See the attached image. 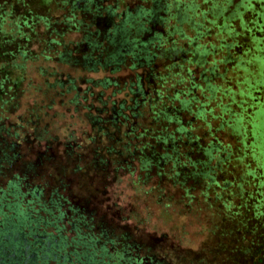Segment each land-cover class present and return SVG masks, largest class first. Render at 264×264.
Returning a JSON list of instances; mask_svg holds the SVG:
<instances>
[{
	"label": "trees",
	"instance_id": "16d2710c",
	"mask_svg": "<svg viewBox=\"0 0 264 264\" xmlns=\"http://www.w3.org/2000/svg\"><path fill=\"white\" fill-rule=\"evenodd\" d=\"M254 1L0 0L7 264H264Z\"/></svg>",
	"mask_w": 264,
	"mask_h": 264
},
{
	"label": "flooded vegetation",
	"instance_id": "af4514ba",
	"mask_svg": "<svg viewBox=\"0 0 264 264\" xmlns=\"http://www.w3.org/2000/svg\"><path fill=\"white\" fill-rule=\"evenodd\" d=\"M254 6L256 5H259V2L256 0L253 2ZM230 11V10H229ZM246 14L242 15V16H245ZM237 16H240V17H237ZM237 19L239 18H243L241 15H237ZM230 29L229 27H227L225 30L223 29L222 31L225 33L227 32V30ZM214 39V41L219 38V35L217 33H214V30L211 31L210 33ZM249 43L253 44L254 42L251 41V39H249ZM214 50H212L211 52H213L214 54H216V51L218 49V45L215 44L214 46ZM251 48H252V45H251ZM255 65V64H253ZM258 66V65H257ZM264 80V79H263ZM237 128V127H236ZM12 238L14 241L16 240H21V242H23V245L27 244V242L30 240L29 238H26L25 237V234L24 233H0V264H7V260H6V257L8 256H13L14 258V254H12V251H17L15 248L12 249V245H10L8 243L9 239ZM9 251H11V254L9 255Z\"/></svg>",
	"mask_w": 264,
	"mask_h": 264
},
{
	"label": "rangeland",
	"instance_id": "374dc122",
	"mask_svg": "<svg viewBox=\"0 0 264 264\" xmlns=\"http://www.w3.org/2000/svg\"><path fill=\"white\" fill-rule=\"evenodd\" d=\"M4 29L6 30V26L4 27ZM4 31V30H3ZM264 74V67L261 68L260 72L258 73V76H262ZM144 239L148 242V243H151V237L149 236L148 233H145L144 234ZM162 242H165V241H162ZM166 243V242H165Z\"/></svg>",
	"mask_w": 264,
	"mask_h": 264
}]
</instances>
